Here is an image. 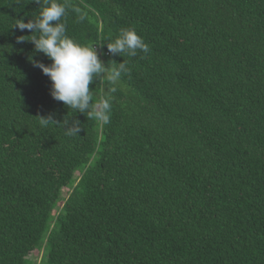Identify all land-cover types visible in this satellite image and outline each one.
I'll return each instance as SVG.
<instances>
[{
	"label": "trees",
	"instance_id": "trees-1",
	"mask_svg": "<svg viewBox=\"0 0 264 264\" xmlns=\"http://www.w3.org/2000/svg\"><path fill=\"white\" fill-rule=\"evenodd\" d=\"M58 2L68 36L129 71L108 124L73 113L12 27L39 6L0 0V264H264V0ZM128 27L147 54L108 52Z\"/></svg>",
	"mask_w": 264,
	"mask_h": 264
},
{
	"label": "clouds",
	"instance_id": "clouds-1",
	"mask_svg": "<svg viewBox=\"0 0 264 264\" xmlns=\"http://www.w3.org/2000/svg\"><path fill=\"white\" fill-rule=\"evenodd\" d=\"M39 6L38 15L27 23L16 20L12 26L21 31L27 29L30 39L18 38V42L29 41L34 51L42 53L51 63L45 66L38 61H31L51 82L49 95L73 113L89 114L101 124L110 122L112 94L117 92L122 74L129 69L127 64L112 62L114 67H105L100 60L96 47L81 45L66 34V26L62 18L66 14V6L58 0H34ZM108 52L113 56L128 55L135 57L138 52L147 54L149 45L132 27L121 28L116 38L105 43ZM103 81L109 87L101 98L92 103V91L89 85L93 81ZM42 127L48 125L61 126L67 135H77L81 130L79 121L68 119L57 122L52 115L36 117Z\"/></svg>",
	"mask_w": 264,
	"mask_h": 264
},
{
	"label": "rangeland",
	"instance_id": "rangeland-1",
	"mask_svg": "<svg viewBox=\"0 0 264 264\" xmlns=\"http://www.w3.org/2000/svg\"><path fill=\"white\" fill-rule=\"evenodd\" d=\"M42 251L40 250L39 252H34L29 256V260L31 264H39L40 261L42 260Z\"/></svg>",
	"mask_w": 264,
	"mask_h": 264
}]
</instances>
